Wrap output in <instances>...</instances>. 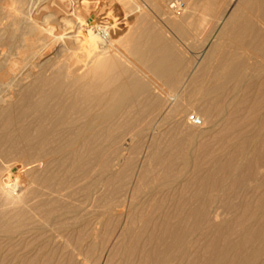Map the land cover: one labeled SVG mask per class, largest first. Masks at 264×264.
Wrapping results in <instances>:
<instances>
[{
	"label": "bare ground",
	"instance_id": "6f19581e",
	"mask_svg": "<svg viewBox=\"0 0 264 264\" xmlns=\"http://www.w3.org/2000/svg\"><path fill=\"white\" fill-rule=\"evenodd\" d=\"M122 1L0 0V264H264V0Z\"/></svg>",
	"mask_w": 264,
	"mask_h": 264
},
{
	"label": "rangeland",
	"instance_id": "374dc122",
	"mask_svg": "<svg viewBox=\"0 0 264 264\" xmlns=\"http://www.w3.org/2000/svg\"><path fill=\"white\" fill-rule=\"evenodd\" d=\"M80 1H82V0H80ZM84 1H89L90 2V4H91V9L90 10H92V12H95V13H97L99 10V12L100 13H102V15L99 13V15H101V16H103L104 14L103 13H105V12H107V10H108V8H109V4H113L114 6H116V8L118 9V11H119V14H121L122 12H123V10L124 9H122L121 7H124L122 4H120L121 2H123L122 0H84ZM145 1H147V0H145ZM169 1V0H168ZM174 1H177L176 3H177V5H179V8H181V6H183V8H185L184 7V5H187V6H189L191 3H192V1H194V0H174ZM189 1V2H188ZM120 2V3H119ZM101 3V4H100ZM148 5H149V3L148 2H146ZM99 6V7H98ZM119 6H121V7H119ZM150 6V5H149ZM191 6V5H190ZM92 7H93V9H92ZM98 7V8H97ZM151 7V6H150ZM97 13V14H98ZM195 15H198V13L196 14V13H194L193 14V16H195ZM161 16H154L153 18H152V20H154V22H156V23H159V22H161V23H159V24H162L163 22H165V21H163L164 19H163V17H162V19L160 18ZM156 18V19H155ZM161 19V20H160ZM160 20V21H159ZM203 26H205V28H203L202 26L199 28V29H197L196 30V32L199 30V32H197L196 33V36H188V37H186V38H179L181 41H178V47L179 48H183L184 50H186V55H187V57L189 56H191L192 55V53H193V51H194V47H192L191 48V46H194L193 45V43H194V41H195V39H196V41H199V40H202V39H204L203 37L204 36H206V33L209 35L210 33H209V31H211V30H207V29H210V27H209V25L207 24H205V25H203ZM204 29V30H203ZM204 32V33H203ZM206 32V33H205ZM194 35H195V33H193ZM199 36H198V35ZM201 34V35H200ZM205 34V35H204ZM169 36H171V37H173V34H171V32H170V35ZM175 37V36H174ZM173 37V38H174ZM195 38V39H194ZM176 40H179V39H177V38H175ZM193 106H191V108H189V110L188 111H190V113H193V114H191L192 115V117H199V119L201 120V116H200V114H199V109L198 108H195L194 110H193V108H192ZM191 110H193L192 112H191ZM190 115V114H189ZM202 121V120H201ZM159 125L158 127H160V122H157V123H155L154 124V126L155 125ZM208 124V125H207ZM199 126H202V122H201V124L200 125H198V127ZM205 126H207L208 128L210 127V125H209V122H206L204 125H203V127H200L199 128V131H202V132H206L207 130H208V128L207 127H205ZM198 127H197V130H198ZM168 128V126L166 127V129ZM201 129H203V130H201ZM207 129V130H206ZM152 132H156L154 129H152ZM203 140V139H202ZM144 147H146L145 145L144 146H142L141 148L143 149H141V150H139V151H141V152H138V155H140L141 157H139V156H137L136 155V166H139V164L143 161V158H144ZM125 152H127V151H125ZM143 152V153H142ZM140 153V154H139ZM142 154V155H141ZM143 157V158H142ZM142 158V159H141ZM138 164V165H137ZM136 169H137V167H136ZM136 172V171H135ZM123 210H125V208H120L119 209V211L118 212H124ZM120 212V213H121ZM121 217V216H120ZM120 217H117L115 220H113V221H111L110 222V226H108V230H107V233H106V235L105 234H102L101 232H100V234H99V236L97 237V239L98 238H100V242H102V243H100V242H98V249H97V253L95 254V256H94V259H93V261L91 262V264H108L109 263V261H106V259H107V257L109 256V254H110V250L109 249H111V251H112V249L116 246V243H117V240H116V238L115 239H113V237L117 234L116 232H118V230L117 229H119V225H121V223H122V219H123V217H121V219H120ZM118 219H120V221L118 220ZM116 221H118V222H116ZM110 227V228H109ZM114 227V228H113ZM113 229H115V231L113 230ZM109 232V233H108ZM113 232V233H112ZM111 233V234H110ZM110 234V235H109ZM111 236V237H110ZM101 237H103V238H101ZM106 238H108L109 239V241L108 240H106ZM113 239V240H112ZM108 241V242H107ZM100 243V244H99ZM103 243H105L106 245H104ZM115 243V244H114ZM113 244V245H112ZM100 245L102 246V248L100 247ZM115 245V246H114ZM110 246H113L112 248H110ZM99 251V252H98ZM104 252V253H103ZM99 254V255H98ZM104 254V255H103ZM98 256H100V257H98ZM56 261L58 260V262L60 263V264H67V261H66V259H63L62 257H60V259L59 258H57V259H55ZM79 261V260H78ZM79 264V263H78ZM85 264H90L89 262L88 263H85Z\"/></svg>",
	"mask_w": 264,
	"mask_h": 264
},
{
	"label": "built area",
	"instance_id": "2783aa9c",
	"mask_svg": "<svg viewBox=\"0 0 264 264\" xmlns=\"http://www.w3.org/2000/svg\"><path fill=\"white\" fill-rule=\"evenodd\" d=\"M191 123L195 126H198L201 124V120L199 119V117H191Z\"/></svg>",
	"mask_w": 264,
	"mask_h": 264
}]
</instances>
